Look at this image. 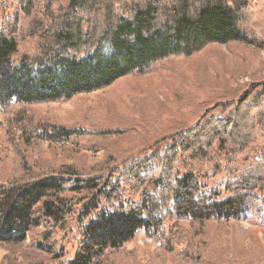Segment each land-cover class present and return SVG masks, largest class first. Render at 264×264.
I'll list each match as a JSON object with an SVG mask.
<instances>
[{
    "label": "trees",
    "instance_id": "obj_1",
    "mask_svg": "<svg viewBox=\"0 0 264 264\" xmlns=\"http://www.w3.org/2000/svg\"><path fill=\"white\" fill-rule=\"evenodd\" d=\"M36 0H0L29 16ZM34 54L19 53L0 25V105L66 101L142 73L158 60L189 55L209 43L264 44V0H43ZM256 20L249 29V21ZM257 90V91H256ZM264 87L245 92L220 116H204L173 142L107 172L85 176L78 167L50 161L0 182V245L31 251L27 264H134L126 245L139 231L161 240L167 252L184 241L166 220L191 224L264 218ZM73 138V134H68ZM246 154L242 162L237 156ZM220 187L200 180L197 164L217 171ZM217 168V169H216ZM131 193L138 195L132 199ZM75 195L83 201L76 209ZM80 200V199H79ZM96 217L83 225L75 254L66 259L67 224L75 214ZM19 251V252H17Z\"/></svg>",
    "mask_w": 264,
    "mask_h": 264
},
{
    "label": "rangeland",
    "instance_id": "obj_2",
    "mask_svg": "<svg viewBox=\"0 0 264 264\" xmlns=\"http://www.w3.org/2000/svg\"><path fill=\"white\" fill-rule=\"evenodd\" d=\"M42 1L36 0L29 16L11 3L0 8V25L16 38L21 54L37 50ZM256 12V18L264 15ZM256 22L249 21L250 30L258 31ZM263 87L264 44L237 41L209 43L189 55L158 60L142 73L66 101L0 105V182L49 161L73 164L85 176L107 172L125 159L171 144L173 137L204 116H220L245 92ZM260 144L264 146V134ZM245 157L240 154L237 160ZM220 163L217 173L208 161L197 164L200 180L220 187L228 178L224 156ZM80 197H74L77 210L83 204ZM130 197L138 199L135 193ZM95 217L93 212L75 214L66 231L59 232L66 259L74 256L83 225ZM165 225L167 232L182 234L184 241L174 243V252L169 253L164 242L139 231L126 245L138 251L134 264H264V218L255 213L227 222L191 224L179 219L166 220ZM20 254L23 262L19 254L17 262L7 259L9 252L0 245V264H27V256L37 259L31 251Z\"/></svg>",
    "mask_w": 264,
    "mask_h": 264
}]
</instances>
